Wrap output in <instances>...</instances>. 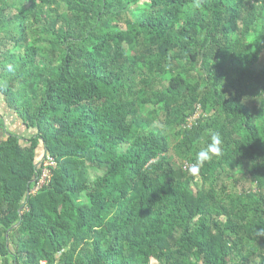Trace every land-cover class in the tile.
I'll return each mask as SVG.
<instances>
[{"label":"trees","instance_id":"trees-1","mask_svg":"<svg viewBox=\"0 0 264 264\" xmlns=\"http://www.w3.org/2000/svg\"><path fill=\"white\" fill-rule=\"evenodd\" d=\"M0 99L4 264H264V0H0Z\"/></svg>","mask_w":264,"mask_h":264},{"label":"clouds","instance_id":"clouds-1","mask_svg":"<svg viewBox=\"0 0 264 264\" xmlns=\"http://www.w3.org/2000/svg\"><path fill=\"white\" fill-rule=\"evenodd\" d=\"M220 144L221 138L218 133L213 134L211 136L210 143L206 148L200 150L196 154V163L189 169V171L193 174H196L200 170V166H202L205 162L209 161L212 158V155L220 154ZM258 235H264V230H259Z\"/></svg>","mask_w":264,"mask_h":264},{"label":"rangeland","instance_id":"rangeland-1","mask_svg":"<svg viewBox=\"0 0 264 264\" xmlns=\"http://www.w3.org/2000/svg\"><path fill=\"white\" fill-rule=\"evenodd\" d=\"M0 106H1V99H0ZM198 117H199V114H196L194 117H191L189 119V121L193 122ZM6 118H7V126L9 128V130H13L15 132H19L20 133V128H19V126H20L19 124L20 123H19L16 115H14L11 111L8 110V114H7ZM179 166H181V164ZM227 183L230 186L231 190H234L236 192H241L242 190H246V189L248 190V189H252V188L255 189V187H253L252 184H250L248 182H245V181H242V180L237 182V184H235L234 180L231 181V182H227Z\"/></svg>","mask_w":264,"mask_h":264},{"label":"built area","instance_id":"built-area-1","mask_svg":"<svg viewBox=\"0 0 264 264\" xmlns=\"http://www.w3.org/2000/svg\"><path fill=\"white\" fill-rule=\"evenodd\" d=\"M56 164L57 163H56L55 159L52 156H47L46 157L45 164H44L45 167L43 169L42 178L40 179L39 183L35 187L34 192L42 188V186L45 184L46 180L50 176L49 167H56Z\"/></svg>","mask_w":264,"mask_h":264},{"label":"crops","instance_id":"crops-1","mask_svg":"<svg viewBox=\"0 0 264 264\" xmlns=\"http://www.w3.org/2000/svg\"><path fill=\"white\" fill-rule=\"evenodd\" d=\"M0 264H4L3 258H0ZM8 264H16L15 261L10 259V262Z\"/></svg>","mask_w":264,"mask_h":264}]
</instances>
